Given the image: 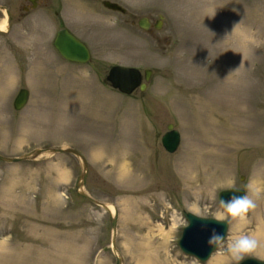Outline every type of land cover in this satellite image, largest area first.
Instances as JSON below:
<instances>
[{
  "label": "rangeland",
  "instance_id": "rangeland-1",
  "mask_svg": "<svg viewBox=\"0 0 264 264\" xmlns=\"http://www.w3.org/2000/svg\"><path fill=\"white\" fill-rule=\"evenodd\" d=\"M27 1L0 0L13 3L12 48L0 45V154H82L87 193L118 212L124 264H211L219 253L236 264L231 238L264 241V0H109L125 14L104 0H42L25 17ZM141 18L151 20L150 32ZM61 29L87 44L88 64L55 50ZM116 65L152 70L146 89H112L106 77ZM22 88L30 99L17 111ZM170 124L181 134L174 154L161 143ZM81 173L70 153L0 161V264L116 263L110 214L76 192ZM250 184L261 190L258 207L234 220L219 193L251 195ZM183 211L229 223L206 263L179 249Z\"/></svg>",
  "mask_w": 264,
  "mask_h": 264
},
{
  "label": "water",
  "instance_id": "water-1",
  "mask_svg": "<svg viewBox=\"0 0 264 264\" xmlns=\"http://www.w3.org/2000/svg\"><path fill=\"white\" fill-rule=\"evenodd\" d=\"M33 2L34 0H30ZM103 6L112 11H119L125 13L126 10L119 4L111 1H103ZM140 28L148 30L149 23L146 18L141 19L139 22ZM160 27L157 26V29ZM54 47L60 53V55L67 61L77 64H87L92 59V54L88 46L72 34L68 29L60 30L54 40ZM152 70L145 71V82L143 81V74L137 68L124 67L116 65L111 67L106 77V82L115 90L125 95L133 94L137 89L143 92L147 83L150 81ZM30 93L27 89L23 88L17 94L14 100V108L17 111L22 110L29 101ZM163 148L170 154H174L181 144V134L174 128V125L168 126V131L163 135L162 139ZM62 153H70L81 160L82 173L76 181L77 192L86 198L88 201L103 207L106 211H110L107 204L99 202L92 198L86 191V180L88 176V163L86 159L78 151L74 149H62L52 148L48 151L46 149H35L29 153L22 155L21 157H6L0 154V161L7 164H16L27 160H36L45 155H56ZM243 196L244 190L233 189L224 190L220 193L219 199L227 200L231 195ZM184 217L188 221V225L183 229L182 236L179 241V247L181 251L187 256L193 257L199 260L201 263H206L214 252L217 251L219 246L209 245L208 241L215 230L226 239L229 224L226 221H220L214 218H202L198 217L187 211H183ZM113 228V250L117 255V263L123 264V259L117 253L116 246V232L118 224V212L115 211L110 217ZM240 264H264V260L255 257L245 258Z\"/></svg>",
  "mask_w": 264,
  "mask_h": 264
},
{
  "label": "clouds",
  "instance_id": "clouds-1",
  "mask_svg": "<svg viewBox=\"0 0 264 264\" xmlns=\"http://www.w3.org/2000/svg\"><path fill=\"white\" fill-rule=\"evenodd\" d=\"M249 192L251 195L248 193L243 196L233 194L227 200H221L228 216L234 220L242 221L246 219L249 212L258 207L257 199L261 195V190L250 184ZM208 243L212 246H223L225 237L213 230ZM226 250L231 260L235 261L236 264H240L246 257H251L252 254L258 251H264V241L253 234L242 233L227 242Z\"/></svg>",
  "mask_w": 264,
  "mask_h": 264
},
{
  "label": "flooded vegetation",
  "instance_id": "flooded-vegetation-1",
  "mask_svg": "<svg viewBox=\"0 0 264 264\" xmlns=\"http://www.w3.org/2000/svg\"><path fill=\"white\" fill-rule=\"evenodd\" d=\"M42 0H34L33 2H31L30 0L27 1V5L26 6H23L22 7V10H23V14L24 16H29V15H32V14H37V12L39 10H41L42 8ZM12 5L13 3H9V4H6V5H1L0 4V16H4L5 18L3 20H7V23H8V27L6 30H0V37L2 38H8V41H3V42H0V45H3L4 47L5 46H8L10 48H12V42L9 40L10 39V36L12 35V25H11V14H12ZM47 9V8H46ZM1 20V22L3 21ZM2 43V44H1Z\"/></svg>",
  "mask_w": 264,
  "mask_h": 264
},
{
  "label": "bare ground",
  "instance_id": "bare-ground-1",
  "mask_svg": "<svg viewBox=\"0 0 264 264\" xmlns=\"http://www.w3.org/2000/svg\"><path fill=\"white\" fill-rule=\"evenodd\" d=\"M7 27H8V23H7V20L5 19L4 21H2V22H0V30H6L7 29ZM51 148H48V149H46V151H48V150H50ZM127 170H126V168L124 167L123 168V173H125ZM109 209H110V211H111V213L113 214L114 213V208H112L111 206H109ZM185 228V227H184ZM183 228V229H184ZM263 234V237L262 238H264V233H262ZM264 240V239H263ZM225 263V261H224V259L221 257V254L219 253V254H217V256H215V258L212 260V262H211V264H224Z\"/></svg>",
  "mask_w": 264,
  "mask_h": 264
}]
</instances>
